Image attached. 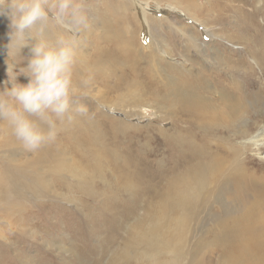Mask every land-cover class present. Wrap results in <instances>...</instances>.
<instances>
[{"label": "rangeland", "instance_id": "rangeland-1", "mask_svg": "<svg viewBox=\"0 0 264 264\" xmlns=\"http://www.w3.org/2000/svg\"><path fill=\"white\" fill-rule=\"evenodd\" d=\"M75 3L88 16L87 28L73 25L71 15L59 16L58 0H43L47 17L25 29L18 41L25 52L28 50L36 58L43 51H58L61 41L72 46L76 55L69 72L75 94L68 114L72 119L65 118L67 127L58 131L55 139L65 147L56 145L53 153H42V161L35 166H32L36 159L34 152L11 153L0 147V176L10 194L19 196L20 205L13 207L21 210L20 214L15 211L8 216L0 214V264H118L110 258L115 251L120 264H232L222 262L215 244V235L221 231H207V227L216 228L222 219L218 204L210 200L207 208L198 205L202 191L205 192L206 186L210 188L211 179L208 185L195 187L211 177L209 166L217 154L220 162L225 155L231 156L228 169L234 175L238 146L244 151L241 169L244 180L264 177V98L258 107L251 106L248 100L243 102L239 127L245 121L259 119L260 123L241 139L231 136L226 129L223 98L216 90L218 81L223 88L230 89L232 80L245 72L251 75L244 79L254 83V87H246L245 91L260 92L264 97V1L75 0ZM9 25L8 10H0V45L5 51L6 43L16 40L9 37ZM38 47L42 48L41 53L35 51ZM114 49L117 59L111 54ZM1 51L0 101L16 103L19 101L13 88L21 78L9 53ZM96 58L109 64L108 69H102L97 82L91 78V62ZM179 70L184 75H179ZM74 75L82 81L80 84L74 85ZM24 78L28 84L30 78ZM180 78L207 87L202 93L211 102L212 112L206 119L214 129L213 134L210 130L194 131L189 136L184 128L187 122L179 125L181 117L176 109L164 107L158 99L167 88L165 79H174L176 83ZM77 105H83L86 111L76 112ZM19 111L26 117L34 116L23 108ZM3 134L0 129V143ZM200 134L209 141L202 140ZM74 137H85L83 145L75 146ZM113 137L111 149L97 142ZM189 140L195 141L194 152L185 145ZM244 144H248V150L243 149ZM128 149L167 175L149 185L135 182L126 185L119 181L117 174L128 171L125 165ZM21 162H27L29 168L22 170ZM179 169L183 175L188 169L189 175H185L188 177L178 175ZM29 177L34 182H47L48 187L40 191L38 185L24 181ZM191 188H195L193 198L186 207L182 204L181 209L176 205V194L182 189L188 195L186 192ZM38 191L43 194H37ZM159 218L165 219L170 229L175 227L170 231V242L175 243L177 231L185 233L189 226L187 237L174 247L167 246L171 249H162L156 242H137L138 234L144 232L148 239L159 237L158 232L149 231ZM32 226H36L37 233L29 231L28 237L23 236L22 231ZM112 231H117L114 241L108 242L106 238ZM16 248L19 261L14 256ZM125 249L127 261L121 256Z\"/></svg>", "mask_w": 264, "mask_h": 264}, {"label": "bare ground", "instance_id": "bare-ground-1", "mask_svg": "<svg viewBox=\"0 0 264 264\" xmlns=\"http://www.w3.org/2000/svg\"><path fill=\"white\" fill-rule=\"evenodd\" d=\"M189 5H191V3ZM191 7L194 6L191 5ZM258 12L259 11H257V13ZM11 38L16 40L12 41V43H6L7 52L5 51L4 47H2V45H0V49L3 53H9V56L12 58L13 63L15 62L14 65L16 67L17 76L21 78L20 82L18 80L17 86L26 85V78H24L25 76H28L32 80H34L35 78L36 74L35 72L32 73L31 69L34 70L35 68V65L32 64V61L36 59V57L28 50H26V53L25 50L18 45V41L21 40L20 38H17L15 36ZM114 44L117 45L116 43ZM111 54L114 56V58L117 59L116 56H118V54L116 53V49H114ZM108 65V62L106 64V62L100 60V58H96L94 62H91V75L93 76L91 78L93 80H96V82L100 81V72L102 71V69H108ZM179 75H184L181 70H179ZM247 75L251 74L240 72L237 76L238 78L232 80V87L230 89L223 88L222 85H220V81H218L216 84V90L217 92H219L224 102L222 112L226 114V117L224 118V121L226 122V129L230 132L231 136L240 137L241 139L246 137L244 135H246L249 130L258 126L257 124L259 122V119L251 123L245 121V123L242 124L241 127H239V118L244 113L241 111L244 108L243 102L248 100L251 106L258 107L262 99L264 98L259 95L260 92H258L257 94H248L245 91L246 87H252L254 85V83H251L250 81L248 82L246 81V79H244V76L247 77ZM254 79L255 78L251 80H253V82H256V79ZM73 80L74 85L80 84L82 82L77 77V75H74ZM165 81L167 88L165 89V93L163 95L158 96V99L162 101L164 107L176 109L177 114L181 117L178 124L183 125L185 122H187L186 125L184 124V128L188 131L189 136L192 135L194 131H197L199 133H208V131L210 130L213 134L214 129L210 127L209 122L206 119V115H210V112H212L209 104L210 100L202 93L204 90L206 91L207 87L204 88L197 84L192 85L191 83H188V79L186 78H180L179 82L176 83L174 82V79L172 81H170V79H165ZM251 99H254V101H250ZM0 102H2L5 107L14 108L17 111L23 108L20 102L15 103L13 101L7 100ZM44 113L45 115L50 116L49 109H45ZM32 115L34 116L27 118L34 121L41 127L42 130L46 132L47 125L44 123L41 116L38 117V115L36 114ZM261 116V114H258V117L261 118ZM66 127L67 126L64 121H59L57 123L58 131L63 132ZM0 129L4 133L3 135H1L2 141L0 143V147H2L4 150L7 148L11 153L27 152L29 150L20 140L15 137L11 123L6 117L0 116ZM200 137L202 140H205L207 142L209 141L207 136L203 138V134H200ZM55 139L52 141H45L37 149L29 150L36 154V159L35 161H32V166L38 165L42 161V153H53L54 147L56 145H63L62 147L66 146H64L62 141L61 143L60 141ZM84 139L85 137H74L73 144L75 146H81L83 145ZM97 142L102 147L111 149L113 148L112 142H114V137L104 142ZM185 145L189 146V149L192 152L196 150V144L194 140L187 141ZM247 148L248 144H244L243 149L248 150ZM237 151L238 155L235 161L234 175H231L228 169V163L231 158L230 155H225L222 162H220L218 154L217 156L214 155L212 157V162L209 166V170L212 172L211 177L208 176L206 180H201L198 186L195 187L202 188L204 184L205 186L208 185L207 183L209 179H211V186L209 189H207L208 186H206L207 188L205 189L204 193L202 191V196L198 201V205L202 204L203 207L207 208L210 200H212L219 206L218 212L221 214L220 217H222V219L217 222L216 228L214 226L207 227V231H221L220 233H217L215 235L214 241L215 244L218 245L220 254L222 256V262L225 261L229 263L232 261V264H264V177L261 176L262 178H258L251 176L244 180L241 175V169L243 168L242 163L245 159L243 157L244 151L242 150L241 146L237 147ZM114 154L115 158H117V153ZM126 155H128V161L125 163V165L128 171L126 174H117L118 180L122 181L126 185L131 182L145 183L149 185L153 180H160L167 175L165 174L166 172H160L156 170L154 166L152 167V164H150L151 162H148L146 158H137V155L135 153H131L130 149L126 151ZM22 167H25L27 170L29 168V165L27 164V162H21V169L24 170ZM13 173L18 176V174H16L14 170ZM176 173L181 176L183 175L181 169L177 170ZM185 175H189L188 169H185L183 175L184 177H188ZM20 177L24 178V176L22 175ZM24 181L38 185L40 191H45V189L48 187L47 182H34L33 178L31 177L26 178ZM195 188H191V192H186L188 195H184V190H178L176 194V205H179L181 209H183L182 204L184 205V207H186L193 198V191L195 192ZM40 191H38L37 194H41L42 192ZM91 194H94L93 189H91ZM14 205H20L19 196L10 194L6 182L0 176V211L2 212L0 214L8 216V214L12 211L20 214L21 210L19 208L13 207ZM32 205H35V202H32ZM38 206H41V209H43L44 207L43 204H40ZM160 208H162V206H160ZM174 229V226L171 229L169 228V224L165 219L159 218L154 224L150 225L149 227V231L158 232L159 237H150V239H148L145 236L144 232L138 234L136 241H140L145 244L156 242L161 246L162 249H171L167 246L174 247L176 243H181L182 239L187 237L190 231L189 226L187 227L185 233H183L182 230L179 232L177 231V235H175L174 240L175 243H172L170 242V240L172 239V234L170 231H174ZM29 231H32V233L36 234L38 230L36 229V226H32L30 229L22 231V235L25 236L26 234V236L28 237V235H30ZM115 232L117 231H112V234L106 238L108 242L114 241ZM20 236L21 233L18 237ZM125 246L129 245L125 244ZM3 249L5 248H2V250ZM16 250L17 251L14 254L15 260L19 261V248H16ZM126 251L127 249H125L121 254V256L123 257V261H127L129 259ZM173 257L175 258V256ZM110 258L114 261L116 260L117 263L120 264V259L118 257L117 251H115L110 256ZM12 259L14 260V258H11V260ZM172 260L173 259H171L170 261Z\"/></svg>", "mask_w": 264, "mask_h": 264}, {"label": "clouds", "instance_id": "clouds-1", "mask_svg": "<svg viewBox=\"0 0 264 264\" xmlns=\"http://www.w3.org/2000/svg\"><path fill=\"white\" fill-rule=\"evenodd\" d=\"M9 12V37L22 38L24 30L31 28L38 20L47 17L43 0H0V10ZM58 15L72 16V24L77 28L88 27V16L81 11L75 0H58ZM69 29L72 25L67 26ZM58 51H43L38 47L35 51L41 53L32 61L36 73L34 80L26 85H19L14 89L16 99L23 110L41 116L47 125V131L41 129L34 121L29 120L22 112L14 108L5 107L0 102V116L6 117L12 126L15 137L29 150L37 149L45 141L56 138L57 121L63 122L65 118L71 120L69 114L72 108V96L75 89L72 85L69 65L74 62L75 49L67 42L61 41ZM49 109L51 116L45 115L44 110ZM76 112H85L83 105H77ZM53 117L55 119H53Z\"/></svg>", "mask_w": 264, "mask_h": 264}]
</instances>
